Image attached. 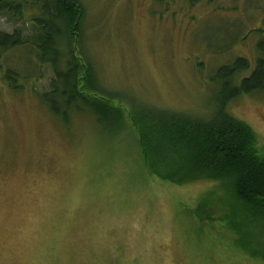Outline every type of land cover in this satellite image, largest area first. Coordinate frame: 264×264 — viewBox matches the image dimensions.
Wrapping results in <instances>:
<instances>
[{"label": "rangeland", "instance_id": "obj_1", "mask_svg": "<svg viewBox=\"0 0 264 264\" xmlns=\"http://www.w3.org/2000/svg\"><path fill=\"white\" fill-rule=\"evenodd\" d=\"M80 1L81 51L126 109L208 116L223 85L216 71L258 57L264 0ZM34 24L29 12L0 13L2 31L35 39ZM20 55L0 65V264H264L248 252L252 239L218 225L219 211L214 221L196 218L200 198L223 193L221 181L151 176L130 123L106 132L87 110L66 123L40 96L50 64L34 77L22 70L9 87L7 66L21 71ZM229 109L254 128L264 154V91Z\"/></svg>", "mask_w": 264, "mask_h": 264}, {"label": "trees", "instance_id": "obj_2", "mask_svg": "<svg viewBox=\"0 0 264 264\" xmlns=\"http://www.w3.org/2000/svg\"><path fill=\"white\" fill-rule=\"evenodd\" d=\"M28 12L35 23V39L22 31L0 30V65L14 49H22L26 56L15 62L21 71L7 66L4 79L9 87L18 88V80L26 78L22 70L34 77L50 64L54 78L50 90L40 96L54 115L67 123L74 112L87 110L111 133L130 123L141 162L151 176L165 182L221 181L223 193L213 190L200 198L196 218L201 223L214 221L219 211L218 225L238 230L249 243L252 239L246 244L251 247L248 252L264 260V154L254 128L229 109L239 97L264 91V28L258 30L255 65L238 57L221 66L215 75L223 83L219 100L208 116H199L152 107L126 109L114 102L116 98L120 102L119 94L102 86L81 51L86 10L80 0H0V13L23 19Z\"/></svg>", "mask_w": 264, "mask_h": 264}]
</instances>
